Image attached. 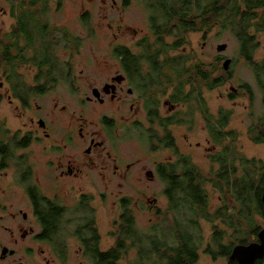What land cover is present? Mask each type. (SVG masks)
I'll use <instances>...</instances> for the list:
<instances>
[{
  "label": "rangeland",
  "instance_id": "1",
  "mask_svg": "<svg viewBox=\"0 0 264 264\" xmlns=\"http://www.w3.org/2000/svg\"><path fill=\"white\" fill-rule=\"evenodd\" d=\"M41 1L46 6L42 20L50 25L52 34L51 37L47 36L46 38L55 42L58 40V44L54 45V56L57 55L59 57L58 63L64 68V72L67 71L68 74H62L59 77L56 89L41 97L31 99V109L38 111L37 105L42 106L41 117L51 122L56 131L52 139L54 142L60 143V140L70 131L71 126L75 125V119L80 117H83L82 121L88 123L91 129H100L96 122L98 115L103 112L119 120L115 128L114 137H122L125 127L121 128L120 124H128L123 119L125 116L123 111H112L111 107L101 106L98 103L84 105L79 102V97L90 93L89 89L91 87H101L110 80L116 69L114 68L115 62L110 57V45L113 41H118L119 43L131 41L132 38L127 36V26L137 30L143 29L142 33L147 32L150 11L147 10L140 0H138L139 3L137 0H131V4L126 7L123 5L124 0H116L117 3H113L114 0ZM207 1L209 2L210 0ZM19 2L20 0H16L17 7H19ZM232 4L234 7L231 6L230 10H227V14H224L225 19L210 26L207 33L198 30L191 31L182 40L181 44L177 46L173 56V59H178L175 65L174 84L167 89L169 91L167 95L160 97V103L168 99L171 100V103L176 104L177 108L175 120H184L190 116L188 114L190 107L186 106L185 108L184 106V102L185 104L187 102V97L191 94V102H193L195 97H201L202 95L205 101L202 103L204 111H201V113L206 114V119L205 117L203 118L200 111H194L195 122H192L193 129L190 130V124L184 122L173 123L170 127L171 132L179 137L177 143L180 145L181 152L186 154L189 162L191 163L192 161L194 166L203 171L205 175H210L218 170L219 164L212 160V156L218 153H225L227 162L231 167L233 165L235 169L236 177H241L244 172H247V168H244L245 166L243 165L245 163L244 160H252L254 166L257 167L252 169L249 174L253 175L255 188L259 185L261 187L259 172L264 169V141H255L249 131L251 132L254 119L259 121L261 117H264V106L261 101L262 91H257L259 88L256 83L259 78L256 70H259L260 65L264 64L256 65L257 69H255L254 64L248 63L241 57L245 50L242 47V41L239 36V26L236 24L238 20V13L236 12L237 8L242 11L244 4L242 0H236ZM0 6L1 37L3 34L9 33L13 19L11 14L4 13V9L7 12L10 4L8 5L5 0H0ZM235 7L236 10H234ZM255 23V19L248 23L247 33L254 36L252 54L255 61L260 63L264 62V27L257 29ZM118 28L122 31L117 32ZM115 32H117V36H114ZM71 40L76 41L77 47L72 46ZM219 44H226V50L219 52L217 50ZM21 45L25 46L24 43H21ZM32 47L25 51V55L30 57L28 59H32L33 50H30ZM223 57L231 58L233 61L230 67V80L225 82L223 86L213 85L211 80L216 79V77L226 78L222 62H217L219 58ZM197 63L207 65V69L211 71V79L208 83L197 82L195 78L193 79L191 70ZM35 69L36 66L34 64L17 67V76L21 77L22 75L26 79L31 80ZM244 84H249L254 90L252 91L253 104H251L248 97H243L242 94L240 96L237 95L238 97H228V95L233 93L230 90L231 86L239 88ZM178 90L181 91L184 101H173L170 98L172 92ZM193 104L195 105L196 101ZM13 105L9 104L6 98L1 100L0 118L2 117L6 120L9 128L17 130L22 128L21 117L19 116L22 111L19 112ZM160 113L162 116L167 114L168 107L162 106ZM131 114H133L131 122L133 121V125L136 126L145 117V113L142 110L134 111ZM223 115L228 116L224 126L216 121V118L220 116L225 118ZM23 119L29 121V114L24 115ZM212 126L223 132L221 139L216 140L213 138L211 133ZM227 130L233 131L234 136L232 137V135L228 134ZM129 131L127 133L128 138L119 141L115 148H112L109 141L108 148L114 156H119L124 162V171L125 166L131 164L126 176H119V173H115L112 170V159H107L103 166L100 165V160L96 161L95 155H93L95 163L88 164V167L84 169L89 176L69 179V184L65 189L62 187L58 190L56 187L49 185L53 181L48 175L51 172L48 162L55 161L59 163L63 153L66 157L69 154H74L81 161L84 156L83 148L85 146L82 141H78L74 146H67V148L59 152L50 151L47 148L44 149V146L48 147V144H50L48 142L33 143L29 148L28 159H25L27 163L29 161L34 170V175H39L41 182L46 180V184L49 185V189L41 187V192L55 196L60 205H65L72 211L79 203V195L85 193L93 197L91 205L94 209L96 226L100 234L98 246L102 250H107L114 244L115 238L112 236L111 231L114 229L113 222L118 220L123 211L120 204L123 198L130 202L129 207L140 228L147 229L151 225L161 223L168 225L174 220L172 216L168 218L164 216L168 207V200L163 195L165 184L157 175L155 166L168 161H176L177 156L174 155L172 150L165 148L159 142V149L153 150V146H147L146 142L139 138L140 132L143 131L142 129L135 127L129 129ZM160 137H162V134ZM207 139H210L209 143ZM197 142L201 146H196ZM206 147L208 148L207 151ZM211 147H215V149L207 153L211 150ZM227 162L224 163L227 165ZM77 164L79 165V162ZM57 166L56 164L55 167ZM148 169L155 174L153 180H148L145 176V172ZM59 170V167L54 169V174L56 175ZM4 178L5 180L1 178L0 181L1 188L6 186L8 176H4ZM206 188L209 194L208 211L210 215L208 218L201 219L204 240L200 248V263L229 264L230 261L227 256L213 255L212 250L218 252L221 246V244L216 245L212 242L214 233H223L222 245L229 247L241 242L252 241V229L256 228V230H259L264 227V214H261V209L253 201L248 203L249 207L247 208L250 212L246 213L241 203L236 204V209L231 204H228L225 213H227L226 216L231 217L227 218L222 213L223 200L221 197L223 193L209 182H207ZM79 190H82V193ZM0 198L6 199L4 202L7 206L14 205L13 209L16 206L18 208V205L24 207V209L27 208L25 207L27 200L23 196V192L18 189L7 192L6 196L1 195ZM76 213L84 221V213L79 211ZM77 214H74L73 211L67 214V218L70 220L67 227L71 232L77 227L83 226V222L80 223L78 216H76ZM5 237H8V235H5ZM6 239L8 240V238ZM24 243L27 244L29 242L26 240ZM208 244H211L210 252L206 250ZM68 245L69 250L65 263H61L58 260L50 251L49 246H45L54 264H81L88 262L81 255L80 243L77 240L69 238ZM133 258L134 252H131L129 257L125 258L122 263L128 264L133 261Z\"/></svg>",
  "mask_w": 264,
  "mask_h": 264
},
{
  "label": "flooded vegetation",
  "instance_id": "2",
  "mask_svg": "<svg viewBox=\"0 0 264 264\" xmlns=\"http://www.w3.org/2000/svg\"><path fill=\"white\" fill-rule=\"evenodd\" d=\"M5 1L8 5L10 4V6L7 12L4 9V13L11 14L13 23L9 33H5L0 37V101L6 98L9 104H14V108H17L19 112L22 111V113L19 114L22 128L12 130L7 126L6 120L2 117L0 118V181L1 178L5 180L4 176H8L7 181H9H6V186L4 188L0 187V196H6L7 192L18 189L23 192V196L27 200L25 205L27 208L24 209V207L18 205V208L16 206V208L13 209L14 205L7 206L4 202L6 199L0 198V264H54L45 246H49L50 251L58 260L61 263H65L69 250V238H73L80 243L79 249L83 257L86 254L83 238H91L93 233L97 230L96 233L100 239V234L96 226L97 222L94 216V209L91 205L93 197H91L90 194H81L83 189L79 190L81 191V193H79L81 194L79 195V203L72 211L74 214H77L76 212L78 211L84 213V221H82L80 215L77 214L76 216H78L80 223L83 222V226L77 227L74 230L75 232H71L67 227V224L70 222L67 218V214L72 211L65 205H60L55 196L41 192V187L49 189V185H51L58 190L62 187L65 189L69 184V179L89 176L84 169L88 167V164L95 163L93 155H95L96 161L100 160V165L103 166L107 159H112V170L115 173H119V176H126L131 164H127L124 171V162L119 156H114V154L109 151V141L111 142L112 148H115L119 141L128 138L127 133L130 132L129 129L135 127L143 130L140 132L139 138L146 142L147 146H153V150L160 148L159 142L163 144L165 148L173 151L174 155L177 156V160L168 161L170 164L180 163L184 159L187 161V165L190 166L188 156L181 152L180 145L177 143L179 137L171 132L170 127L173 123L184 122L190 124V130L193 129L192 122H195L193 112L200 111V114H202L201 111H204L202 103L205 99L202 95L201 97H195V105L193 104L194 101L191 102V94L187 97V100L185 99L187 102L186 104L184 102V106L185 108L186 106L190 107L188 114L191 120L189 118L175 120L177 108L176 104L171 103V100L168 99L160 103V97L167 95L169 92L167 89L174 84L176 59L174 58V60L173 56L177 48V40L175 37L176 23L172 21L170 24L168 28L169 34L166 35L165 41L163 42L165 48H162L160 45L162 43L157 40V35L154 34L152 30V23L149 18L147 32L142 33L143 29L137 30L136 28L127 26V36L132 38L131 41L123 43L113 41L110 45V57L111 60L115 62L114 68H116L110 80L101 87H91L89 89L90 93L79 97V102L84 105L98 103L101 106L111 107L112 111H123L125 113L123 119H125L128 124H120L121 128L125 127V131L123 132L122 130V137H114L115 128L119 120L103 112L98 115L97 122L95 121L100 129H91L88 123L82 121L83 117H80L75 119V125L73 127L71 126L70 131L60 140V143L54 142L52 139L56 131L52 123L41 117L42 106L37 105L36 108L39 109L38 111H33L31 109V99L41 97L49 91L56 89V83L59 77H61L62 74H68L67 71L64 72V68L58 63L57 60L59 57L57 55L54 56V45L58 44V40L55 42L46 38L47 44L37 41L36 45L33 47L28 46V43L20 40L24 39L25 33L21 34L20 31L18 32L17 30L19 26L18 16L26 7L21 6V8H23L22 10L20 6L17 7L16 0ZM140 1L145 6L144 0ZM114 2L117 3L116 0H114L113 3ZM137 2L139 3L138 0ZM21 3L22 2H19V5ZM221 3L222 5L224 4L223 2ZM129 4H131V0H124V7ZM201 5L202 10L203 8L206 9L208 8L209 2L207 0H201ZM231 6L234 7V5L230 3V6L228 4L226 9L221 11L216 23L225 19L224 14H227V8ZM45 8V3L41 0H35V4L33 7L29 8V12H34L33 14L36 19H40L39 21L41 23L38 29L41 30V32H47V36L51 37L50 25L44 23L42 20ZM246 10L244 4V9L241 12L245 13ZM256 12L258 17L261 18L262 15H264V6L256 9ZM249 20L252 21L251 19ZM236 24L239 23L236 21ZM248 25L247 23V26ZM109 27L111 28V26ZM209 27L208 21H206L204 27H202L200 31L207 33ZM121 31L120 28L117 29V32ZM117 32L114 33V36H117ZM189 33H191V31H189L187 35ZM168 39H170V41H168ZM17 42H19V48ZM21 43H24L25 46L21 45ZM71 44L73 47H77L75 40H71ZM7 47H9V56H11L9 61H7L4 56V51ZM29 47H32L30 50H33L32 59H28L30 57L25 55V51ZM49 54H51V56L49 58V63L46 65H40L41 61L36 60V57L43 59ZM241 57L248 63L254 65L264 64V62L258 63L255 61L253 54L249 55L243 52ZM227 59L231 58H219L217 62L221 61L223 67V63ZM232 63L233 61L231 59L229 68L227 70L223 68L226 78H220V76L216 77L219 80L216 85L223 86L225 82L230 80V67ZM28 64H34L36 66L34 76L31 80L26 79L22 75L18 77L17 67ZM254 68L256 69V66ZM154 76L156 78L155 80H153ZM256 83L259 88L257 91H262L261 101L264 106V77L258 78V82L256 81ZM73 89L77 90L76 88ZM230 90L233 91V93L228 95V97H238L237 95L240 96V94H242L243 97H248L251 104H253L254 97L252 91L254 90L249 84H244L239 88L231 86ZM240 91H242V93H240ZM177 92L178 91H173L170 98L173 101L183 100L181 95L176 97ZM162 106L168 107V113L164 116L160 113V108H162ZM140 110L145 113V117L143 120L139 121L137 126L133 125V121L131 122L133 114L131 113ZM27 113L29 114V121L23 119L24 115H28ZM202 115L203 118L205 117L206 119V114ZM253 122L251 132L249 131V133L255 141H258L257 136L259 133H263L258 127H264V117H261L259 121L254 119ZM216 131L219 139H221L223 132L220 129ZM227 133L232 135L230 130H227ZM161 134L162 137H160ZM233 136L234 135H232V137ZM42 141L50 143L48 147L44 146V149L47 148L50 151L57 152L64 150L67 146L76 145L78 141H82L85 144L83 148L84 156L80 161L74 154H69L66 157L63 153L59 159V163L55 161L48 162V167L51 171L48 175L52 178L51 180L53 182L47 185L46 180L41 182L39 175H34V170L29 164V161L27 163L25 160L26 158L28 159L27 155L30 153L29 148L31 145L33 143H43ZM207 142L209 143L210 139H207ZM196 146L199 147L201 144L197 142ZM212 149L214 150L215 147H211V150L207 153H210ZM207 150L208 148L206 147V151ZM219 155L222 156L220 158L226 157L224 152L223 154L218 153L212 156V160L217 162L220 167ZM78 162L79 165L77 164ZM165 163H160L155 166L156 173L159 177L158 167ZM56 164L58 165L57 167H55ZM53 167L54 169L58 167L60 169L56 175L53 172ZM262 172H264V169H261L259 175ZM145 176L148 180H153L155 174L152 170L148 169L145 172ZM236 178L240 179V177H236V174H232L230 185H234V180ZM262 179L261 189L264 184V175L259 179L260 182ZM221 184L226 187L225 182H221ZM70 185L73 187L72 184ZM229 188L231 189L230 186ZM38 196L42 199L43 218H40V215L37 214ZM53 204L64 211L59 224L51 220L53 212L50 210V207ZM89 225L91 226L88 228ZM5 235H8V237H5ZM6 238H8V240ZM58 239H64L65 247H62L61 244L57 242ZM26 240H28L29 243L25 244L24 242Z\"/></svg>",
  "mask_w": 264,
  "mask_h": 264
},
{
  "label": "trees",
  "instance_id": "3",
  "mask_svg": "<svg viewBox=\"0 0 264 264\" xmlns=\"http://www.w3.org/2000/svg\"><path fill=\"white\" fill-rule=\"evenodd\" d=\"M247 9L242 13L237 8L239 27V36L242 41L244 53L252 54L254 50V36L249 35L247 29L249 28L246 23L249 19L256 21V28L264 27V15L258 17L256 9L264 6V0H242ZM22 2L19 6L26 7L25 10L20 12L18 16V32L25 33L24 39H20L28 43L30 46L36 45L37 41L47 44V32L38 29L40 21L34 16V12H29L31 7L35 4V0H20ZM145 7L150 11V21L152 23V30L157 35V40L165 48L164 41L166 35L169 34L168 28L172 21H175V37L176 46H179L182 40L186 37L189 31H200L204 27L205 22L208 21L209 26H213L218 20L222 10L226 9L227 5L236 0H210L208 8L202 10L201 0H144ZM223 2L224 4L222 5ZM229 8V7H228ZM227 10L229 11L230 8ZM236 10V7L235 9ZM190 15V16H189ZM84 18V17H83ZM39 24H38V22ZM38 24V25H37ZM187 28V29H186ZM19 48V42H17ZM161 48V49H162ZM4 56L9 61V47L4 51ZM51 54L45 56L43 59L36 57V60L41 61L40 65L49 63ZM37 61V63H38ZM178 59H176V62ZM176 65V64H175ZM256 66V65H255ZM257 69V68H256ZM193 72V79L197 82L208 83L211 79V71L207 69V65L197 63L194 65L191 73ZM259 78L264 77V65H260V69L256 70ZM155 76L153 80H155ZM219 80L216 78L211 80L214 85ZM181 95L178 90L176 97ZM225 118H216V121L221 125H226L227 115ZM210 124V120L208 119ZM260 127V128H259ZM258 129L263 133L257 136L258 141L264 139V127L259 126ZM217 128L211 127V132L215 139H219ZM219 131V130H218ZM233 135V132L230 131ZM226 156V155H225ZM219 155L220 167L217 171L210 175H205L203 171L195 167L191 162L190 166L187 165L186 160L180 163L161 164L158 167V172L161 180L165 184L163 195L167 197L168 207L164 213L166 218L172 216L173 222L164 225H151L147 229L140 228L136 222L134 214L129 207L130 202L126 198L121 199V207L123 209L118 220L114 221V229L111 231L112 236L115 238L114 244L107 250H102L98 246L99 236L96 231L91 238H83L86 254L84 257L88 260L86 263L81 264H124L122 261L129 257V253L134 252L133 261L128 264H201L200 263V248L204 240L201 219L209 217V194L206 188L207 182L213 185L216 189L223 193L221 197L223 200V216L227 205L231 204L234 209L237 208V203L242 205L245 213L250 212L249 202L255 201L261 209V214H264V205L261 202V187L260 185L254 188L253 175L249 174L252 169L256 168L252 160H244V172L240 179L234 180V185H230L232 174H235L234 167L230 166L226 157ZM224 162H227L226 165ZM231 170V172H230ZM264 175L262 172L259 177ZM225 182V186L221 184ZM263 179L260 184H262ZM231 189L229 188V186ZM222 187V188H221ZM36 194V193H35ZM37 195V194H36ZM42 199L38 196L37 199V214L43 218L42 212ZM53 212L51 216L52 222L60 223L63 215L62 210L54 204L50 207ZM229 214V213H228ZM45 215V214H44ZM230 218L231 216H226ZM91 225L88 226V228ZM255 229V230H254ZM252 229V238L257 240V233L259 230ZM82 239V237H81ZM252 240V241H253ZM223 233L216 232L212 237V242L216 245L221 244L220 250L215 252L212 250L213 255L227 256L230 254L231 248L222 245ZM62 247H65L64 239L57 241ZM250 242V241H249ZM248 243V242H241ZM207 251H211V244H208ZM229 259V257H228ZM229 264H236L234 261L229 260ZM262 260H257L256 264H261Z\"/></svg>",
  "mask_w": 264,
  "mask_h": 264
},
{
  "label": "water",
  "instance_id": "4",
  "mask_svg": "<svg viewBox=\"0 0 264 264\" xmlns=\"http://www.w3.org/2000/svg\"><path fill=\"white\" fill-rule=\"evenodd\" d=\"M225 49L226 44L217 46L218 51H224ZM230 63L231 59L225 60L223 68L227 70ZM261 202L264 205V184L261 189ZM228 257L236 264H256L257 260H262L261 264H264V227L258 231L257 240L233 245Z\"/></svg>",
  "mask_w": 264,
  "mask_h": 264
}]
</instances>
